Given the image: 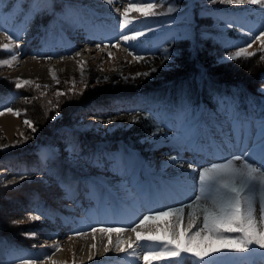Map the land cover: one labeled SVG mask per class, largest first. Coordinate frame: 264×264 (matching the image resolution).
<instances>
[{
	"label": "rangeland",
	"instance_id": "1",
	"mask_svg": "<svg viewBox=\"0 0 264 264\" xmlns=\"http://www.w3.org/2000/svg\"><path fill=\"white\" fill-rule=\"evenodd\" d=\"M79 1L84 9L87 6V10H96L100 15L110 13L111 22L125 21L123 13L129 4L150 2V0H111V3L109 0ZM51 2L54 0H0V50L4 51H0V112L3 113L0 115V206H2L0 219L7 224L6 229L0 226V264H8L12 261L24 262L25 259H32L33 264H57L50 259L51 249H59L67 244L71 246L67 249L69 259L60 264H105L99 261L108 254L103 258L95 256L92 260L85 261L76 247H73L78 241L75 237H82L88 230L83 217H86L89 209L94 207V204L88 206V197L95 196L97 192L100 193L98 182L104 181L102 176L94 179L100 171L94 170L93 168L97 167L93 164L103 163L110 168L106 151L110 150V145L119 135H124L126 141L129 139L139 146L143 145L144 147L140 149L142 152L148 153L151 150L154 152L155 147L160 146V152L157 153L164 152L163 150L166 149L164 154L173 153L171 151L173 143L187 136L191 128L189 121L192 113L200 102L191 104L189 98L185 102L177 99V104L171 106L163 100L145 99L147 98L144 97L147 95L145 88L155 86L163 80L155 76L157 71L162 72L177 65L185 66L182 67L183 70L185 69L184 72L172 73V76L177 78L187 71L184 63L197 60L200 62V73L194 77V80L200 87L206 80L202 82V71L207 68L204 64L207 63L211 69L210 72L214 74L211 78L215 82L245 80L255 88L258 94H261L260 89L264 88V83L256 82V78L258 72L264 70V44L254 37L264 30V0L257 5H241L245 8L252 6L251 17L247 23L237 21L233 23V27H228L220 34L213 32L217 27L209 16L215 13L207 10V7L214 4L218 8L224 7L220 0H218L219 3H209V0H173V4H169V0H151L158 5L154 16L145 18L135 11L129 13L125 23L131 27L121 31L119 41L110 37L107 40L108 44H103L97 49L81 40L78 34H75L77 38L74 36L71 41L66 38L65 30L70 27L59 18L60 13H56L57 16L53 17ZM33 4L40 8L37 7V13L31 19L29 11L32 12ZM26 5L28 8L25 9ZM80 5H76L75 8V6L62 4L63 9L60 10L67 15L70 11L71 16H75L77 9L79 13ZM169 6H174L176 10L169 13L167 11ZM108 8L111 9L110 12L106 10ZM45 14L51 15L50 20L54 21L45 20ZM134 18H140V20L132 26ZM46 22H49L48 27L43 26ZM28 23L32 24V31L27 33V37L19 40L18 37L21 34L24 35L22 29ZM139 31L144 32L145 35L128 42L122 39L125 34L134 35ZM153 31L157 33L150 34ZM81 33L85 37L84 33ZM14 34H17L16 37H8ZM249 43L251 47H248ZM79 44L81 46L75 49ZM5 45L8 47L5 48ZM24 46L25 48H22ZM239 47H247L248 52L253 55L238 60L227 59ZM76 53L80 54L76 55ZM12 55H16L17 58L12 60ZM137 55L143 56L144 59L137 60ZM165 56L170 59L165 60ZM70 58L82 59L81 71L51 77L38 74L24 76L18 72L28 60L47 64ZM5 60L8 61L7 64L4 63ZM153 67L157 71L153 72ZM224 68L237 72L243 71V73H240V77L238 75L234 77V73L231 72L217 74L216 69ZM137 73L149 75L138 76ZM261 78H264V72L261 73ZM25 80L29 81L26 85ZM17 84L22 86L17 88ZM103 84L116 86L117 89L122 90L117 91L125 92L124 95L128 98L124 100L125 102L116 105L118 112L115 115L102 108L106 104L104 99L106 94H103L106 90L95 96L84 95L88 89ZM229 88L234 91L233 94H216L215 100L218 103L222 99L230 101L223 106L224 101H220L218 108H229L230 116L234 115L232 121L234 118H239L244 125L240 132H246L245 137H248L253 127L258 129L255 124L264 119V96L250 93L251 98L248 99L254 103L248 102V108H242L238 107L241 104L240 99L234 102V98H238L239 88L234 85L225 87L228 93H230ZM207 90L213 94L218 88L209 83ZM158 91L159 89L155 92ZM15 99L19 100L16 104H12ZM90 101L100 104L93 108L88 104L92 103ZM210 105L217 108L214 102ZM255 105H257L256 112L261 115L259 117L248 112L249 108L254 109ZM189 106L191 110H186L185 108ZM8 108L12 111H8ZM234 108L236 113H233ZM129 109H136V111L130 113ZM17 112L19 115L16 114ZM209 113L213 114L211 111ZM40 114L48 123V131L44 133L40 130L43 128L39 122ZM7 116L12 120H6ZM26 120L31 121V126L25 124ZM135 124L142 130L141 132H130ZM157 126L161 131L153 135ZM76 127L79 130H75L76 134L80 138L76 142H71L73 132L70 129H76ZM33 128L35 131L32 130ZM114 150L112 147L110 151ZM10 158L16 160L15 168L7 167L6 163H9ZM133 158L140 164L150 161L149 156L143 157L140 154L133 155ZM156 158L153 156V159ZM259 160L260 158L253 159L250 162H253L254 166H260ZM224 161L226 160L213 163ZM237 165L242 168L244 161H237ZM31 167L35 168V173H29ZM46 169L48 172L44 173ZM97 169L104 170L105 167ZM195 179L199 187L198 172ZM94 181L97 182L96 187L92 185ZM102 186H104L103 183ZM25 189H37L39 194L31 193L25 198L23 193ZM84 189L86 193L81 201ZM19 194V198L10 201L4 197ZM197 194L198 190L195 191V195ZM178 200L170 199L168 202L173 205ZM5 201L9 202L6 206ZM74 203L78 206L74 207ZM183 205L185 204L177 207ZM256 206L258 209V192ZM81 208H85L84 214L80 213ZM185 209L190 212V209ZM53 210L57 213L51 216ZM73 212H78V215L69 216V213ZM32 216H40L41 219L32 220ZM257 217L259 218L258 211ZM169 223L175 224V218L164 219L162 226L158 225L157 228H164ZM187 223L183 221L185 228ZM81 227L85 229L78 230ZM156 231L157 229H154L149 232L155 234ZM52 234V238H44ZM160 235L163 233L161 232ZM134 244L132 243L130 250L134 248ZM143 244L147 249L157 250L158 248V242L142 241ZM261 251L264 250L254 249L241 258L226 256L218 260L217 264H264V259L258 254ZM186 256L192 259L190 264H194L193 258L190 255ZM181 257L176 259V264H181ZM130 258L131 255L128 252L126 256L120 257V260L123 264H127ZM138 263L140 264V261ZM138 263L130 260V264Z\"/></svg>",
	"mask_w": 264,
	"mask_h": 264
},
{
	"label": "snow or ice",
	"instance_id": "2",
	"mask_svg": "<svg viewBox=\"0 0 264 264\" xmlns=\"http://www.w3.org/2000/svg\"><path fill=\"white\" fill-rule=\"evenodd\" d=\"M216 0H209V3H215ZM221 3L228 6L257 5L262 0H220ZM111 3V0H109ZM173 4V0H169ZM157 3H131L124 10L123 17L127 21L129 13L135 11L141 13L143 17H152L155 15ZM174 6H169L167 11L173 12ZM118 11V9H117ZM69 15L71 12L69 11ZM228 27H233L229 23ZM145 35L144 32H135L134 35H123L125 42L136 40L137 37ZM254 39H260L264 44V30ZM117 47L119 45H116ZM8 46L5 45V48ZM99 47V45H97ZM251 47V44H248ZM80 53H76L79 55ZM109 55H111L109 53ZM253 55L248 52L247 47H239L227 59L238 60L243 57ZM16 55H12L15 60ZM137 60H143V56H136ZM165 60L170 57L165 56ZM8 63L7 60L4 61ZM152 71H157L152 68ZM137 75L147 76L148 73H137ZM29 81L25 80L24 84ZM17 88L22 85L17 84ZM264 96V88L260 89ZM12 111L11 108L7 109ZM3 113L0 112V115ZM19 115V113H16ZM26 125L31 126V121H25ZM232 127L239 131L244 125L239 118H234ZM258 128L260 149V166H254L252 159L256 156V150L245 148L243 156H234L224 162L213 163L209 167H202L198 171V194L189 204L161 210L154 215H145L136 227L131 229L135 233L136 241L158 242V248L155 251H148L143 255V261L148 262L153 259H163L166 264H176V259L182 255H190L194 264H217V261L227 257L241 258L246 256L252 250H264V119L255 124ZM35 131V128L32 129ZM161 131L159 126L157 132ZM191 135L198 134L195 125L189 129ZM243 159V167L237 165V161ZM169 162L175 167H181L182 162L176 158H169ZM188 168L196 172L197 169L193 163L188 162ZM259 194V207L256 206V193ZM185 208L190 209L187 227L183 226L185 217ZM257 211L259 218L257 217ZM174 217L175 224H166L164 228H157L156 233L137 231V228H143L149 221H159L162 218ZM32 220H40V216H32ZM100 231L109 235L108 244H112L111 234L113 232H123L126 229L118 227L93 228L92 231ZM163 235H160V233ZM125 241H119V245ZM96 244L92 245L95 248ZM128 247H132V242H128ZM58 250V249H57ZM110 249L105 248V251ZM120 251H125L119 248ZM264 259V251L258 252ZM24 264H33L32 259H25Z\"/></svg>",
	"mask_w": 264,
	"mask_h": 264
},
{
	"label": "trees",
	"instance_id": "3",
	"mask_svg": "<svg viewBox=\"0 0 264 264\" xmlns=\"http://www.w3.org/2000/svg\"><path fill=\"white\" fill-rule=\"evenodd\" d=\"M190 63H188V61H187V63H184L187 67V69H186L187 71L184 74L177 76V78H174L172 76V73L179 72V71H180L179 73L184 72L185 69L183 70L182 67H185V66L180 67V65H177L171 69L162 70V72L157 71V74H155V76L157 78H159V77L163 78V80L158 82L155 86L145 88V90L147 91V94H149V95L151 94L150 96H162L165 98L171 97L172 99L178 98L180 101H183V102L187 101V98H189L191 101L195 102V101H198L200 99L206 100L207 98H209L211 96V93L207 90L209 83H211L214 87L218 88V90H216L215 92H219V93L225 92L226 91L225 87L228 88L230 85H234V86H236L242 90H245V91H248L251 93H257V91H255V88L251 87V85L248 82H246L245 80L244 81L238 80L237 82L235 80H227V81L220 80V81L215 82L214 79L211 78V76H213L214 74H212L210 72L211 69L208 67L209 64H207V63H204L207 66V68L205 69V71H202V74H203L202 75V82L204 79H206V80L204 81V83L200 87L197 84V82L194 80V77L200 73V69H199V63L200 62H197V60H194L193 62H190ZM260 64H262V63H260ZM195 67H196V69H194ZM215 68H217V66ZM216 70H217V74H219V73L220 74L221 73L228 74L230 72L234 73L233 74L234 77H236L237 75H238V77H240V73L241 74L243 73V71L237 72L235 70L226 69V68H224L222 70L221 69H216ZM262 72H264V70H261L258 72L256 82L264 83V78H261ZM207 75H209L210 77L209 78L204 77ZM109 85L110 84H108V86H106V84H103V85H98L95 88L92 87L91 89H88L84 93V95L85 96L86 95L95 96V95L99 94L101 91L103 92L106 90V92H103V94H106V96H105L106 98H104L106 100V104L103 106V108L112 107V106H114L113 103H114L115 98L126 97V96L124 95L125 92L120 93V91H122V90L117 89L116 86L111 87ZM157 89H159V91L155 92ZM117 90H120V91H117ZM109 92H110V94L107 95V93H109ZM78 98L81 99V97H78ZM18 100L19 99H15V101L12 102V104H16V102ZM90 102H92V103H88V104H90V106L93 108L100 104L99 102H93V101H90ZM38 117H39V122L41 123L40 125L43 126V128L40 129L41 132L44 133L45 131H48V129H47L48 123H46L44 116L40 114ZM141 131L142 130L135 124L130 132L134 133V132H141ZM123 136L124 135H119L116 137V139H123ZM73 137L75 139L77 138L74 135H73ZM10 160H11L10 164H12L13 168H15L16 167V165H15L16 160L14 158H11ZM29 173H35V168L31 167V169L29 170ZM35 192L37 194H39V190H37V189H25V192H23L24 197L27 198L29 196V194L35 193ZM19 196H20V194L15 195V196L14 195H12V196L8 195L7 197L5 195L4 197L8 198L6 200L10 201L11 199L19 198ZM3 201H4V199L2 198V203H3ZM8 201H5L6 202V204L4 203L5 206L8 205V203H9ZM0 207H2V206H0ZM6 225H7L6 222L1 220L0 226L3 227V229H6V227H5Z\"/></svg>",
	"mask_w": 264,
	"mask_h": 264
},
{
	"label": "bare ground",
	"instance_id": "4",
	"mask_svg": "<svg viewBox=\"0 0 264 264\" xmlns=\"http://www.w3.org/2000/svg\"><path fill=\"white\" fill-rule=\"evenodd\" d=\"M76 30H77V28H76ZM78 30L80 32H78L77 34L79 35L78 37L82 38L81 40L86 41V40L91 39V37H88L87 35L85 37H83L82 36L83 34L81 33L82 31L80 29H78ZM79 46H81V45H78L77 48ZM80 61H82V59L70 58L67 60L65 59L63 61H60V62L38 64L37 61H36V63H34V62H31L28 60L27 62L24 61L26 64L24 66H21V68L19 69L18 72H19V74H22L24 76H30L32 74H38V75L43 76V77L59 76V75H64V74H73V72L77 73L78 71H81L82 62H80ZM5 119L6 120H12L8 116ZM163 151H164L163 154L166 153L165 149ZM164 155H166V154H164ZM159 156H161V155H159ZM162 162H160L159 165H161V166L164 165L165 167H167V165L170 164L169 159H163ZM93 165L97 168H102L105 166V164H103V163H94ZM191 172H193V171L177 172L176 174H173L172 176L182 175L183 177L188 178L191 175ZM187 173H188V175H187ZM186 200H188L187 197L180 199L178 201L183 202ZM178 201L175 203H179ZM189 214H190V212H188L185 209V217H184L185 222H188ZM164 219L167 220V218H162L159 221H149V223L147 225H145L143 228H137V231L147 232L149 230L157 229L158 225H161V223ZM137 224H139V222ZM136 226H131L123 232H119V233L113 232L111 234V239H112L111 245L108 244L109 235L107 233H102L98 230L93 232L92 231L93 228L88 227V230H90V231L85 232L82 235V237L81 236L75 237V238H77L78 241L73 245V247H76V249L79 251V253L81 255V258L85 261H90L93 258H95V256L96 257L101 256V258H103V256H105L106 254L112 255L119 248H123L124 245H128L129 241L134 243L136 241L135 233L132 232L131 229L133 227H136ZM95 229H99V228H95ZM121 240L125 241V243L122 245H119V248H118L119 241H121ZM93 244H96L95 248H92ZM69 246L70 245L67 244L64 247L59 248V249L58 248H52L50 259L57 262V264L64 263L65 261H67L69 259L68 250H67L69 248ZM105 248H108L110 250L105 251ZM132 250H134V248H132ZM141 260H142V262H140V264H149V263L152 264L151 263L152 260H150L148 262L143 261V258H141ZM8 264H24V262L12 261Z\"/></svg>",
	"mask_w": 264,
	"mask_h": 264
}]
</instances>
